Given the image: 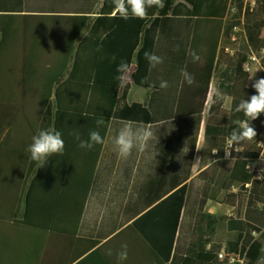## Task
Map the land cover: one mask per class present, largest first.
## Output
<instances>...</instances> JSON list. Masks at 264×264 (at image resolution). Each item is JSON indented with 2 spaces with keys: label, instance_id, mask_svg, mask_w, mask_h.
I'll list each match as a JSON object with an SVG mask.
<instances>
[{
  "label": "trees",
  "instance_id": "16d2710c",
  "mask_svg": "<svg viewBox=\"0 0 264 264\" xmlns=\"http://www.w3.org/2000/svg\"><path fill=\"white\" fill-rule=\"evenodd\" d=\"M164 5L150 8L146 19L125 20L113 11L112 0H0V8L14 9L3 12L16 14L18 37L24 13L71 15L85 26L72 46L68 76L56 80L54 93L38 95L37 109L31 107L36 96L24 92L21 47L15 60L0 61V167L30 168L26 181L8 175L0 188L15 202L22 185L30 217L31 167L37 162L27 149L39 130L103 134L118 133L127 121L151 125L156 139L150 151L165 155L164 164L177 169L168 174V196L134 223L153 251L152 264H257L264 256V208L253 202L242 216L237 203L246 193L261 196L264 177L257 178L249 164L264 152V132L244 150L233 151L231 161L224 151L236 127L231 121L245 118L235 107L256 94L247 64L256 51H264V0H164ZM3 32L5 42L14 33ZM101 43L102 52H97ZM145 52L163 57L164 63L149 71ZM192 52L200 61L192 62ZM121 59L133 67L123 88L115 79ZM185 67L195 77L191 86L181 83ZM162 80L167 89H161ZM133 85L153 91L147 103L131 102ZM224 108L230 109L227 135H207L200 142L205 121ZM102 118L106 124L98 128ZM196 146L203 170L192 178ZM260 167L264 171V162ZM196 186L197 195H192ZM215 194L230 204L217 214L207 210ZM149 218L151 228H142ZM256 241L261 250L251 257Z\"/></svg>",
  "mask_w": 264,
  "mask_h": 264
},
{
  "label": "crops",
  "instance_id": "0c3cea01",
  "mask_svg": "<svg viewBox=\"0 0 264 264\" xmlns=\"http://www.w3.org/2000/svg\"><path fill=\"white\" fill-rule=\"evenodd\" d=\"M13 2L16 6L17 2ZM13 10L0 8V45L5 42L4 29L14 32L0 49V61L15 60L18 45L21 47L24 92L36 96L31 107L37 109L38 95L54 93L56 80L68 76L72 46L85 26L71 15L24 13L22 36L18 37L16 14L7 16L3 12ZM135 86L130 93L131 102L147 103L153 91L148 89L144 95L139 92L134 98ZM227 102L233 101L228 98ZM229 112L230 109L224 108L220 115L205 121L200 142L207 135H227ZM252 126L258 133L257 138L242 143L244 149L264 132V114ZM79 134L81 139L89 138L88 133ZM116 134H101L106 142L89 151L79 148L74 136L63 133L64 154L50 157L40 169L38 165L31 167L30 217L26 216L28 205L22 185L17 188L15 202L3 195L0 188V264H119L117 254L124 244L128 246L124 264L154 262L151 247L134 223L159 205L162 197L168 196V174L177 169L167 167L165 155L150 151V144L144 152L134 149L127 159L120 158L113 143ZM202 160L199 149L192 178L203 170ZM28 169L0 167V182L12 174L17 175L18 181H26ZM237 190L238 187L234 189ZM197 191V186L192 187V195H197ZM253 202L264 208V185L260 197L246 193L238 199L242 216ZM224 203L230 205L215 194L207 210L217 214ZM142 228H151L150 218ZM261 246L256 241L249 256H258Z\"/></svg>",
  "mask_w": 264,
  "mask_h": 264
},
{
  "label": "clouds",
  "instance_id": "9594fccd",
  "mask_svg": "<svg viewBox=\"0 0 264 264\" xmlns=\"http://www.w3.org/2000/svg\"><path fill=\"white\" fill-rule=\"evenodd\" d=\"M112 3L113 11L125 20L130 18L146 19L148 18V10L150 8H163L165 6L164 0H112ZM101 40H103V37H101ZM102 47L101 43L96 51L102 52ZM144 56L149 63V71L164 63L163 57L158 56L155 53L145 52ZM191 57L193 63L198 62L201 59V57L195 52L191 53ZM101 59H104V57L102 56ZM111 61L113 63L117 61L116 55L111 56ZM132 71L133 67L129 62L122 59L119 60L116 68L118 74L115 76V79L118 81L120 88L126 86L127 82L130 80ZM180 75L182 77V85L183 83H187L191 86L196 83L195 77L187 71L186 67L180 70ZM254 78L255 74L250 80H253ZM160 87L161 89H167L169 87L168 82L162 80ZM252 87L255 89L256 94L251 95L248 99L241 100L234 109L237 113H243L245 118L231 121L236 127L226 140L229 149L245 142H251L253 139L257 138L258 133L252 126V122L259 119V117L264 114V78L255 80ZM96 124L99 128L104 126L106 121L103 118L98 119ZM70 134L78 141L79 148L89 151L93 150L96 145H103L106 142L105 138L102 137L97 130L91 131L87 140L81 139L78 131H73ZM155 139L156 136L151 125L136 126L134 122L127 121L120 127L118 133L113 138V143L118 156L127 159L131 156L134 149L139 152H144L149 147L150 142ZM196 148L197 151H199L198 146H196ZM27 151L30 153V159L37 162L38 169H40L46 166L50 157L64 154L65 142L59 131L51 128L39 130L37 134L32 137V143ZM224 152L225 159L231 161L232 152L228 150ZM213 154H216V152L214 151ZM199 160V157H197V163ZM260 160L261 162H264V152L260 153ZM108 254L111 255V252ZM117 259L119 264H124L128 259V246L126 244L121 246V251L117 254ZM257 264H264V256H261L257 260Z\"/></svg>",
  "mask_w": 264,
  "mask_h": 264
},
{
  "label": "rangeland",
  "instance_id": "374dc122",
  "mask_svg": "<svg viewBox=\"0 0 264 264\" xmlns=\"http://www.w3.org/2000/svg\"><path fill=\"white\" fill-rule=\"evenodd\" d=\"M258 57V60H254L252 61V65H251V71L253 72V75L255 74V78L252 80V82H254L257 79H260L263 75H264V65L262 62V58L264 56L263 52L260 51H256L255 53ZM139 92L141 93V95H144L148 92V89H143L141 87L135 86L134 88V98H136L137 95H139ZM241 150L244 149L243 146H241ZM260 245V244H258Z\"/></svg>",
  "mask_w": 264,
  "mask_h": 264
},
{
  "label": "built area",
  "instance_id": "2783aa9c",
  "mask_svg": "<svg viewBox=\"0 0 264 264\" xmlns=\"http://www.w3.org/2000/svg\"><path fill=\"white\" fill-rule=\"evenodd\" d=\"M254 2L256 0H253ZM263 54H264V51H262ZM264 57V56H263ZM263 59V58H262ZM254 60H258V57L256 54H254L252 57H251V60L250 62L247 64V67L251 70V61H254ZM260 146L263 148V151H264V140L260 142ZM226 150L228 151H239L241 150V147L240 145H237V146H234L233 148L229 149L228 148V145H226ZM260 163H261V160L260 158L258 160H255V161H251L250 164H249V168L255 172V176L257 178H263L264 177V171L261 169L260 167Z\"/></svg>",
  "mask_w": 264,
  "mask_h": 264
}]
</instances>
